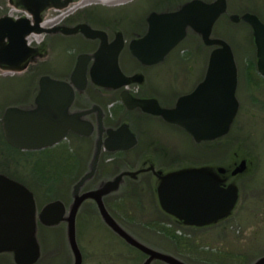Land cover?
I'll return each mask as SVG.
<instances>
[{"label": "rangeland", "instance_id": "374dc122", "mask_svg": "<svg viewBox=\"0 0 264 264\" xmlns=\"http://www.w3.org/2000/svg\"><path fill=\"white\" fill-rule=\"evenodd\" d=\"M83 1L63 0L60 6L49 4L41 20L43 33L27 37L33 49L31 55L16 66L0 61V173L24 184L34 193L37 206L35 241L40 255L36 264H75L68 221L49 227L40 221L38 214L49 202L60 200L66 207L65 216H69L75 187L91 173L94 165L91 166V161L98 148L90 138L74 134L46 150L15 148L4 136V112L10 107L23 111L47 109L38 105L40 81L44 77L67 81L71 64L76 56L84 54L86 47L78 38L70 40L61 36L57 32L63 27L61 25H93L109 30L112 35L121 31L131 39L133 31L139 32L146 26L151 13L177 11L191 0L89 1L76 7ZM204 1L211 3L214 0ZM23 4V0H0V21L4 18L33 19L32 11L24 9ZM31 7L35 10L33 5ZM228 7L215 24L213 37L225 40L232 47L238 66L240 109L229 133L216 141L196 143L178 128H168L158 121L144 123L138 128L139 147L113 154L115 159L108 170L111 178L121 170L130 172L106 201L114 220L142 244L186 264H254L264 256V76L256 70L258 57L252 28L243 21L231 20V15L253 12L264 22V0H228ZM52 27H58L57 31ZM5 40L0 41V50ZM213 48L206 46L201 35L189 29L187 37L165 61L150 70L136 68L137 63L124 52L121 66L125 75L131 79L137 74L146 77L145 82L133 81L125 88L140 85L146 89L144 94L172 103L181 94L194 90L204 79ZM134 71H138L137 74ZM112 94L104 99L94 93L91 97L101 105H117L116 93ZM122 116L119 115L117 120ZM243 160L247 161L246 171L232 176L231 172ZM148 167H159L163 176L187 171L205 172L212 176L216 187L234 189L236 202L224 218L213 224L204 227L184 225L162 208L155 189H159L163 180L152 174L139 176L141 170H148ZM219 168H225L226 173H219ZM113 181L114 178L108 182ZM90 186L91 183L86 188ZM76 233L83 264H167L149 260L146 254L119 237L91 200H86L80 207ZM14 253L9 250L0 254V264H16Z\"/></svg>", "mask_w": 264, "mask_h": 264}, {"label": "water", "instance_id": "95a60500", "mask_svg": "<svg viewBox=\"0 0 264 264\" xmlns=\"http://www.w3.org/2000/svg\"><path fill=\"white\" fill-rule=\"evenodd\" d=\"M23 1V8L31 10L36 16L34 24L28 17L18 20L4 18L0 21V41H8L0 50V61L10 66L25 61L33 52L26 37L33 33H43L41 20L44 9L51 3L56 6L62 4L61 0ZM227 10V0H215L211 3L192 0L177 11L153 12L148 17L147 35L131 42L132 54L148 66L164 62L170 52L187 37L189 29L201 35L206 46L214 47L204 80L194 92L181 97L175 109H163L156 100H137L130 95L129 89L125 87L133 81H141V78H128L119 68V54L124 46L121 34L114 43L109 44L107 35L102 31L84 25L82 30L87 37L101 38L103 41L95 55L98 60L103 61L94 69L104 68L110 71V75L103 76L104 74L99 73V77L94 79L100 85L122 90L121 101L128 108L140 107L146 112L161 115L166 121L188 132L196 143L215 141L226 136L240 109L237 97L238 66L232 47L225 40L214 38L213 29ZM231 20H243L252 27L259 71L264 76V23L252 13L231 15ZM78 59L71 84L49 77L41 80L38 105L48 107L49 110L39 108L36 111H23L14 107L6 109L2 124L4 135L12 146L22 150H42L59 144L70 131L81 136H90L91 125L88 122H78V115L74 117L68 111L74 101L75 90L84 91L88 84L87 69L91 57L83 54ZM152 104L155 106L151 107ZM125 128V144L113 148V151L130 150L137 144V139L128 126ZM123 130L120 129L118 133ZM100 151L101 148L97 150L96 157ZM96 162L97 160L94 166ZM94 168L76 185L75 198L68 217L65 216V204L60 200L49 202L38 214L40 221L49 227L68 221V235L76 258L75 264H83V255L77 242V216L81 205L91 198L96 199L99 212L107 225L130 246L146 254L149 260L186 264L142 244L127 233L108 212L102 196L116 190L123 176L130 173L121 174L97 191L79 194L81 187L93 175ZM246 169L247 161L243 160L231 174L238 176ZM218 171L221 174L226 173L225 168H219ZM212 182V176L201 171L165 176L158 189L163 210L184 225L192 227H204L221 220L232 210L236 202V192L227 186L216 187ZM36 221L34 193L24 184L0 173V254L13 250L16 264H36L40 258L35 241ZM254 264H264V256Z\"/></svg>", "mask_w": 264, "mask_h": 264}, {"label": "flooded vegetation", "instance_id": "af4514ba", "mask_svg": "<svg viewBox=\"0 0 264 264\" xmlns=\"http://www.w3.org/2000/svg\"><path fill=\"white\" fill-rule=\"evenodd\" d=\"M227 3H228V0H227ZM249 13L254 14L253 12H249ZM43 18H44V14H43ZM241 21H243V20H241ZM243 22L248 24L245 21H243ZM84 25L85 24H80V25L79 24H75V25L64 24V25H61L63 27L54 28V30H56V31L58 28L57 32L61 36L67 37L70 40L74 39V38H78L79 39L78 41H81V44L82 43L85 44V47H86L85 51H83L82 53L89 55L91 57L89 64H88V69H87L88 70V84H87L84 91L75 90L74 101L72 102V105L70 106V108L68 110L70 115H72L74 117L78 115V117L76 118L78 120V122L79 121L88 122L91 125V134L87 138H90L94 142V147H97L98 149L102 148V150L99 152L97 157L92 158L91 166H92V164L95 163V160H97L95 166L94 165L92 166V169L95 167L94 172H93V175L91 176L90 180L88 181V183L83 188V190L80 191V193H79L80 195H82L86 192H89V191H91V192L97 191V190L103 188L107 183H109L108 181H111L113 178L115 180L116 178H118V176H120V174L125 173L124 170H121L114 177H112V178L109 177L110 174H109L108 170L110 168L111 162H113L115 159L113 154H117L120 152L121 153L129 152V151H132V150L136 149L137 147H139L140 141H141V136H140V132H139L138 128H141L144 123L146 124L148 122L150 123V122H157L158 121L162 125L167 126L168 128H171V129L172 128L173 129L178 128L180 131H183L188 136L192 137L188 132H186L185 130H183L179 126L166 121L161 115H156V114H153L150 112H146L140 107H136L133 109L128 108L121 101L122 90H115L114 88H112L110 86L100 85L94 79V77H96V78L99 77V76H97V74H99V73L101 75L104 74L103 76H108L110 71L109 70L106 71L104 68H100L99 70L94 69L97 64H99L101 61H103V60H98L97 57L95 56L96 53L98 52V50L100 49L103 41L101 38H95L94 39L92 37L91 38L87 37V35L82 30V27ZM89 26L91 27V29L97 30V31H102L105 35H107V41L109 44L114 43L117 40L118 35L121 34V36L124 40V46H123V48L119 54V68L124 74H126V72L123 70V68L121 66V58L123 57L124 52L128 53L131 56L132 61H135L137 63L136 68H138V69L150 70V68L155 66V65H151V66L144 65L131 52V42L134 40L142 39L147 35L148 30H149L148 18H147V24L144 27L145 29L142 28L141 30H139V32L137 30H136V32L133 31V33H132L133 37L131 39H127L125 36V33L121 32V31H116V32H114V35H112L111 32L107 29L98 28V27H95L93 25H89ZM74 27L78 28V29L77 30L72 29ZM43 29H44V25H43ZM144 30H145V33H143ZM7 43H8V41H6L5 44H7ZM82 45H81V47H82ZM90 47H91V49H89ZM76 57H77L76 60L71 64V67H70L71 70L69 72L68 78L66 79L67 80L66 82L69 84L72 83V77H73V74L77 68V64L79 61V59H78L79 55ZM255 65H256V70L260 73L259 66H258V59H257V64H255ZM137 72L134 71V74H137ZM135 78L136 79L141 78L140 82L146 81L145 76L142 77V76H139L138 74ZM140 82H138V83H140ZM135 88H137V89H135ZM74 89H77V88L74 87ZM145 90L146 89L144 87L139 85L138 87L132 86L129 89V92H130V95H132L137 100H156L161 108L168 109V110L175 109L177 106V102L181 97H183L185 95H189L195 91V89H194L189 93L181 94V96H178L176 98V100L171 103L170 101H163L162 98H160L158 96H155V95L152 96V95L144 94ZM92 91H94V92H92ZM93 93L96 96L100 95L99 99H104L106 97H109L110 95H113L112 93H116L118 103H117V105L114 103H111V104L107 103L105 105H101V102L99 103V102L93 100V98L91 97V94H93ZM150 106L152 107L155 105L152 104ZM47 110H49V109H47ZM82 113H86V114L79 115ZM119 115H120V117H121V115H123L121 120H117V119H119L118 118ZM125 126H128L130 132L135 136V138L137 139V144L133 148H131L130 150L113 151L112 150L113 148L125 144L124 140H126V138H127V137L125 138V135L127 134V133H125V131H126ZM148 128H149V124H148ZM120 129H124L122 133H118V131ZM73 134L79 136L78 134H75L73 131H70L67 136H70ZM222 138H219V139H222ZM219 139H217V140H219ZM60 144L61 143H59L58 145H60ZM51 148H53V147H51ZM47 149H50V148H47ZM111 156H112V158H111ZM156 162H160V161L156 160ZM148 165L151 166V163H149ZM143 170H141L142 172L139 175L140 177L141 176L145 177L146 175L152 174L158 180H160V179L163 180L165 178V176H163V173L160 174V172H163V171L160 170L159 167H150L148 170L147 169H143ZM126 173H130V172H126ZM128 177H129L128 175L123 176V178H125V180ZM130 177L135 178V176H130ZM122 179L120 180L119 183L122 182ZM90 183H91V186L89 188H86V187H88V185ZM124 184H125V182L123 184H121L122 185L121 188L124 187ZM155 191H156V194H159L157 188L155 189ZM117 193H120V191ZM112 196H113L112 192H110L108 194H104L102 196L105 205H106L107 199L111 198ZM157 196L158 195H156V197ZM89 200H91L92 204L97 205L95 198H91Z\"/></svg>", "mask_w": 264, "mask_h": 264}, {"label": "bare ground", "instance_id": "6f19581e", "mask_svg": "<svg viewBox=\"0 0 264 264\" xmlns=\"http://www.w3.org/2000/svg\"><path fill=\"white\" fill-rule=\"evenodd\" d=\"M89 1H90V2H92V1H99V2H101V1H102V2H105V3H113V2H115V1H117V0H85V1H83V3H81V4H77L76 7L79 6V5H83V4H85L86 2H89ZM74 10H75V7H74L73 9H71V11H74ZM33 16H34V21H35V17H36L35 14H33ZM52 28L54 29V28H56V27H52ZM53 29H52V30H53ZM38 36H40V35H37L36 37H38ZM30 37L33 38V37H35V36L32 35V36H30ZM35 111H36V110H35ZM95 157H96V156H95Z\"/></svg>", "mask_w": 264, "mask_h": 264}]
</instances>
